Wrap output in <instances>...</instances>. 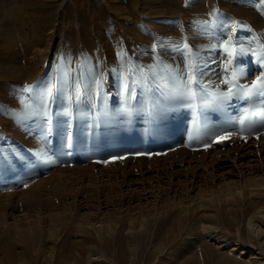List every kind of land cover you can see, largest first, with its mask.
I'll return each mask as SVG.
<instances>
[{"label":"rangeland","instance_id":"374dc122","mask_svg":"<svg viewBox=\"0 0 264 264\" xmlns=\"http://www.w3.org/2000/svg\"><path fill=\"white\" fill-rule=\"evenodd\" d=\"M261 75L264 0H0V264H264Z\"/></svg>","mask_w":264,"mask_h":264},{"label":"snow or ice","instance_id":"6c2138e0","mask_svg":"<svg viewBox=\"0 0 264 264\" xmlns=\"http://www.w3.org/2000/svg\"><path fill=\"white\" fill-rule=\"evenodd\" d=\"M185 47H187L185 45ZM225 51L228 52V64H226V68L232 62V57L234 55L233 51H230L227 46H225ZM195 54H193L190 50L185 58V65L188 68V79L185 81L180 77H176L174 80V84L172 87L171 95L169 99L173 101H181V100H190L192 103L188 106L195 107V101L197 99V92H195L191 85L195 83L194 72L198 70V66L195 63ZM235 75V73L233 74ZM234 81L224 80L222 83L230 84ZM201 89H205L208 86L201 84ZM30 88H25V91H29ZM233 96H240L242 98H246L250 104V106H259L264 113V75L257 76L251 84H238L235 87V90L232 87H229L227 91H219L218 89L211 94L210 99H204L201 97L202 103H211V104H221L223 102L229 101L233 98ZM183 106V105H181ZM47 105H44V113L47 114ZM245 123L244 119L240 120V124L243 125ZM261 124H264V114L261 116L260 120ZM253 124L251 122L248 123V129L251 130L253 128ZM240 131H244L243 128ZM231 133H226L222 138L217 139L216 143H222L224 139L230 138ZM47 143V141H45ZM211 145H205V148L210 147ZM41 154L43 153V149H41ZM107 163V161H105Z\"/></svg>","mask_w":264,"mask_h":264},{"label":"bare ground","instance_id":"6f19581e","mask_svg":"<svg viewBox=\"0 0 264 264\" xmlns=\"http://www.w3.org/2000/svg\"><path fill=\"white\" fill-rule=\"evenodd\" d=\"M146 1V0H145ZM145 3V2H144ZM134 5V4H133ZM132 5V6H133ZM130 6H131V4H130ZM134 7V6H133ZM132 7V8H133ZM170 7V6H169ZM237 12H240L239 10H236ZM177 103V102H176ZM182 150V153H187V151H186V149H180V151ZM169 155V154H168ZM183 155V154H182ZM185 155V154H184ZM189 155H190V153H189ZM184 157V156H183ZM187 160V159H186ZM238 248V247H237ZM246 251V250H245ZM240 252V251H239ZM242 252H244V251H242ZM242 254V253H241ZM249 257H251V256H249ZM252 257H254V256H252Z\"/></svg>","mask_w":264,"mask_h":264}]
</instances>
